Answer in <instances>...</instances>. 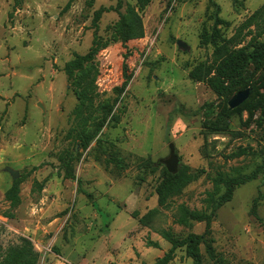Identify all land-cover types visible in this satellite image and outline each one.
<instances>
[{"label": "rangeland", "instance_id": "rangeland-1", "mask_svg": "<svg viewBox=\"0 0 264 264\" xmlns=\"http://www.w3.org/2000/svg\"><path fill=\"white\" fill-rule=\"evenodd\" d=\"M129 6L141 18L143 37L124 44L114 41L115 26ZM263 6L264 0H0V262L29 241L39 264H154L171 248L162 230L179 238L203 234L204 222L176 223L178 207L211 212L210 196L225 191L213 178L262 164L264 121L251 88L264 71L250 67L226 103L190 72L213 60L214 45L203 39L216 16L227 22L218 28L231 48L253 38L264 43L262 27L249 22ZM101 8L109 10L98 34L109 45L69 77L64 66L90 50ZM125 61L132 80L109 117L120 123L108 120L98 132L124 81ZM246 87V104L231 110L229 100ZM80 132L96 136L86 150ZM172 143L179 169L189 168L196 179L165 207L158 187ZM246 147L251 155L231 157ZM75 151L74 173L92 198L65 178L61 158ZM8 169L18 172L15 180ZM16 181L21 203L11 207L6 192ZM154 210L150 224L143 223ZM209 239L214 256L202 245L204 264H264V175L235 189ZM169 264L193 262L178 249Z\"/></svg>", "mask_w": 264, "mask_h": 264}, {"label": "trees", "instance_id": "trees-1", "mask_svg": "<svg viewBox=\"0 0 264 264\" xmlns=\"http://www.w3.org/2000/svg\"><path fill=\"white\" fill-rule=\"evenodd\" d=\"M150 0H139V2L146 4ZM109 9L101 8L96 11L93 19L94 35L92 46L86 54H76L70 61L64 66V71L69 77H73L74 74L83 69L84 66L94 60V58L105 49L109 43L103 41L99 36V22L102 15ZM251 24L260 25L262 27V33L264 34V6L261 7L250 18ZM222 23L227 24L224 20L216 16V22L211 34H208L203 39L204 44L211 43L214 45L213 60L211 63H201L190 72V77L199 82H205L216 93L219 100L222 103L237 90L245 80L249 79V69L254 67L257 71H264V43L253 38L248 46L241 48H231L230 41L224 38L221 34L218 26ZM143 37V25L141 18L131 6L127 8L126 13H120V19L115 26V40L121 41L126 44L127 42ZM129 53L125 56H127ZM123 83L115 88L116 98L112 105H107L104 110V115L98 126V132L108 123L116 104L119 102L122 94L129 87L132 74L129 73V67L124 62L123 70ZM258 86H252L251 93L256 94L257 97V109L260 111V120L264 121V74L259 79ZM247 89V87H246ZM247 102V101H246ZM242 104L235 110H241L246 104ZM223 112L228 118L231 114V110L228 107H223ZM109 123L118 125L120 118L117 115H113ZM214 125L220 123L219 119L212 122ZM95 135L79 133V144L83 150H86L91 142L95 139ZM75 151L66 157L61 158L65 169V178L71 180H77L78 191L85 193L81 189V181L76 178L74 173L73 163L79 160V155ZM252 148H239V150L231 155V157H242L251 155ZM264 175V158L262 164L258 165L253 171L248 174H239L237 176H225L224 174H218L216 178H213V182L217 189L224 188L218 198L210 196L209 202L212 206V211L202 212L197 210H190L185 205L178 207V214L176 217V223L183 226H190L193 221L204 222L206 224L205 232L201 235L189 234L185 238H179L170 230H162L161 236L171 244V248L164 254L162 258H159L154 264H169L176 257V251L178 249H184L187 257L190 258L193 264H204L203 254L201 246L206 245L211 256H214V250L210 244L209 236L212 231V223L215 220L216 213L220 207L230 202L233 199L234 191L237 187L246 185L253 182L259 177ZM195 175L189 171V168L185 167L184 170H180L176 174L168 172L167 168L164 169L163 180L158 187L159 204L161 206H167L169 199L179 194L187 185L195 180ZM88 197L92 198L91 194L85 193ZM6 199L10 202L11 207H17L21 203L19 182H14L11 188L6 192ZM259 197L254 200L252 212L257 207ZM158 210L152 211L147 217L143 218L142 222L149 225L151 218ZM149 246L158 247V243L149 241ZM0 264H39V254L34 251L33 245L29 241H25L24 244L18 247L10 248L0 262Z\"/></svg>", "mask_w": 264, "mask_h": 264}, {"label": "water", "instance_id": "water-1", "mask_svg": "<svg viewBox=\"0 0 264 264\" xmlns=\"http://www.w3.org/2000/svg\"><path fill=\"white\" fill-rule=\"evenodd\" d=\"M180 46H184L183 42H179ZM250 96V88L237 92L228 102V106L231 110L240 107L244 104ZM163 165L167 168L171 174H176L180 167V159L176 152V146L174 143L169 146V155L166 159L162 160ZM13 179L15 180L18 176V172L8 169Z\"/></svg>", "mask_w": 264, "mask_h": 264}]
</instances>
